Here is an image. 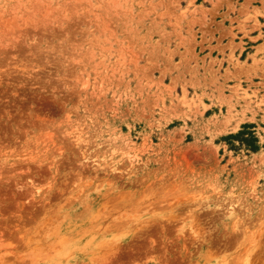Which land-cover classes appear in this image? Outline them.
I'll list each match as a JSON object with an SVG mask.
<instances>
[{
    "label": "rangeland",
    "instance_id": "374dc122",
    "mask_svg": "<svg viewBox=\"0 0 264 264\" xmlns=\"http://www.w3.org/2000/svg\"><path fill=\"white\" fill-rule=\"evenodd\" d=\"M0 264H264V0H0Z\"/></svg>",
    "mask_w": 264,
    "mask_h": 264
},
{
    "label": "trees",
    "instance_id": "16d2710c",
    "mask_svg": "<svg viewBox=\"0 0 264 264\" xmlns=\"http://www.w3.org/2000/svg\"><path fill=\"white\" fill-rule=\"evenodd\" d=\"M251 128L252 126L250 124H243L240 126L239 130L223 136L222 139L231 149L242 146L244 149L255 151L258 149L257 139Z\"/></svg>",
    "mask_w": 264,
    "mask_h": 264
},
{
    "label": "bare ground",
    "instance_id": "6f19581e",
    "mask_svg": "<svg viewBox=\"0 0 264 264\" xmlns=\"http://www.w3.org/2000/svg\"><path fill=\"white\" fill-rule=\"evenodd\" d=\"M120 194V193H119ZM111 198V197H110ZM115 200V199H114ZM120 204V203H119ZM107 207V206H106ZM172 221V220H171ZM154 223V222H153ZM131 224V223H130ZM105 245V244H104ZM58 247V246H57Z\"/></svg>",
    "mask_w": 264,
    "mask_h": 264
}]
</instances>
